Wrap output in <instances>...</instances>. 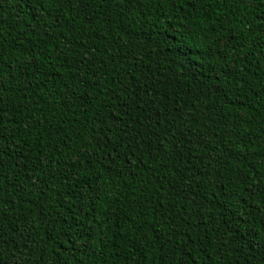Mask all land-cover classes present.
<instances>
[{
    "label": "trees",
    "instance_id": "16d2710c",
    "mask_svg": "<svg viewBox=\"0 0 264 264\" xmlns=\"http://www.w3.org/2000/svg\"><path fill=\"white\" fill-rule=\"evenodd\" d=\"M0 264H264V0H0Z\"/></svg>",
    "mask_w": 264,
    "mask_h": 264
}]
</instances>
